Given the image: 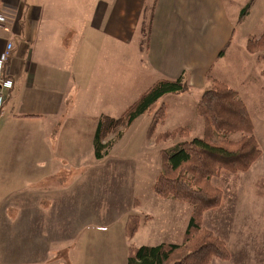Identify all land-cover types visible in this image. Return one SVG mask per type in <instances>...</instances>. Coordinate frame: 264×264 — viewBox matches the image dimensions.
Listing matches in <instances>:
<instances>
[{"label":"crops","instance_id":"1","mask_svg":"<svg viewBox=\"0 0 264 264\" xmlns=\"http://www.w3.org/2000/svg\"><path fill=\"white\" fill-rule=\"evenodd\" d=\"M250 1L0 0V56L13 45L4 69L13 87L0 118L15 136H28L22 145L15 139V161L0 171V186L8 190L0 191V264H127L132 245H160L148 237L152 212L149 219L138 215L132 239L125 233L128 212L101 221L100 177L91 173L109 159L81 155L83 129L73 121L92 117L99 105H128L157 81L183 76L191 92L161 100L166 121L184 114L192 97L196 112L201 94L217 80L239 94L262 153L248 172L219 178L227 176L234 190L219 187L221 205L205 212L203 226L231 258L211 264H264V210L252 202L264 199V188L261 195L251 191L253 180L264 184V51L248 49L264 35L250 32L256 19L264 20V0H255L240 23ZM46 121L56 122L41 128ZM139 207L135 200L133 208Z\"/></svg>","mask_w":264,"mask_h":264},{"label":"trees","instance_id":"2","mask_svg":"<svg viewBox=\"0 0 264 264\" xmlns=\"http://www.w3.org/2000/svg\"><path fill=\"white\" fill-rule=\"evenodd\" d=\"M255 0L241 11L239 22L249 15ZM250 52L264 51V37L250 41ZM185 77L163 79L154 83L119 118L101 116L94 133V156L103 160L107 152L119 141L133 124L147 115L168 95L190 93ZM196 111L204 122V134L191 138L186 128H177L157 136L156 143L168 140L178 143L161 150L162 165L152 188L164 200L187 204L192 215L181 245L134 246L129 248L127 264H211L214 259L229 261L230 253L223 241L203 228V215L218 208L223 200V190L212 184L223 174L238 176L248 172L261 156L254 136L250 115L239 94L217 80L201 94ZM167 119V107L162 105L148 131L153 137L157 126ZM240 135L238 140L234 137ZM114 136L111 141L106 140ZM141 219L128 218L125 233L129 239L139 231Z\"/></svg>","mask_w":264,"mask_h":264},{"label":"rangeland","instance_id":"3","mask_svg":"<svg viewBox=\"0 0 264 264\" xmlns=\"http://www.w3.org/2000/svg\"><path fill=\"white\" fill-rule=\"evenodd\" d=\"M251 27V33L254 31L255 33L261 34L264 31V20L261 18L256 19L251 24ZM263 36L260 35L258 37L263 38ZM255 73V70L251 69L249 78H256ZM246 85H248V83H246ZM140 96L137 98L135 97L131 103L123 107L117 105H99L94 109L93 114L90 115L92 117L85 121H73L75 123L74 125L77 124L76 126L78 128L83 129V134L79 136V139H81V143H83L85 147L81 155H83L86 160L92 161L94 159V153L92 151L91 157L89 158V152L86 146L90 137L92 147L93 133L91 135L89 134L96 129L98 118L101 116H109L112 118L121 117L125 110ZM171 97H173L172 99H176L175 97L177 96L174 95ZM195 99L196 97H192V100ZM192 100H189V102L183 106L186 111L184 114L179 116L176 113L171 114L170 119L165 121L166 123L164 122L165 126H157L154 136L149 137L148 131L152 118L161 107V103H159L147 115L140 117L133 126L125 132L124 136L107 152L104 158L109 159L107 165L102 166L101 170L98 172L91 173L94 176L98 175L100 177L101 221L107 219L108 216H111L112 219L121 220L123 214L126 212H128L130 216H138L140 214L144 219H149L150 217H147L146 212H152L155 214L156 222L153 227L151 226L150 228L152 233V235L150 234L148 236L152 238L150 242H155L153 241L155 239L157 242H160V244L181 245L183 243L184 234L192 215V208L187 204L159 198L153 191L152 186L161 170L162 157L160 151L171 148L178 143V140L156 143L157 136L177 128L188 129L191 138L201 137L204 134L205 126L203 119L198 116L197 111H193V107H191ZM249 107L253 108V105L249 103ZM55 122L56 121H46L40 127L43 129H51L55 125ZM29 127L28 125H24V129H28ZM13 129L15 128L10 127L6 120L0 118V171H4L2 163L15 161V139L20 140V142H18L20 145L27 143L26 139L28 136L25 134L26 132L23 135L18 134V136H15V130ZM239 138L240 135L234 137L235 140ZM112 139H114V136H110L106 142ZM7 171H12V169ZM71 171L72 173L70 174L74 177L82 176L80 173H76L74 169ZM86 175L90 174L86 173L85 176ZM226 178L227 176H224L222 181H220L219 178L213 179L212 184L217 188L226 187L225 189L227 191H233V183L229 182V179L227 180ZM251 187L254 189L251 191L258 192L257 195H261V189L264 188V184H258V180H253ZM0 191L4 192L8 190L0 186ZM135 200H138L140 203V207L136 209L133 208ZM154 200L158 202H154ZM252 202L259 205L260 209L264 210V199L254 200ZM173 215L174 224L171 225L170 222ZM247 234L251 235V233Z\"/></svg>","mask_w":264,"mask_h":264},{"label":"built area","instance_id":"4","mask_svg":"<svg viewBox=\"0 0 264 264\" xmlns=\"http://www.w3.org/2000/svg\"><path fill=\"white\" fill-rule=\"evenodd\" d=\"M5 18L0 16V23H3ZM13 49L12 44L7 45L6 51L0 56V109L6 101L7 91L13 87V82L5 79L4 69L8 60L11 57V51Z\"/></svg>","mask_w":264,"mask_h":264}]
</instances>
